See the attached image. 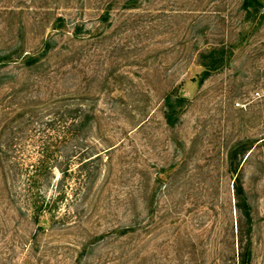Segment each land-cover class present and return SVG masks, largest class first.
Returning a JSON list of instances; mask_svg holds the SVG:
<instances>
[{
    "label": "rangeland",
    "instance_id": "rangeland-1",
    "mask_svg": "<svg viewBox=\"0 0 264 264\" xmlns=\"http://www.w3.org/2000/svg\"><path fill=\"white\" fill-rule=\"evenodd\" d=\"M242 1L0 0V55H10L0 141L18 113L69 95L94 111L99 154L65 225L36 220L0 162V264H226L236 246L228 153L245 138L260 142L244 171L252 264H264V17ZM46 41L55 48L26 65ZM214 47L232 51L229 63L200 84V54ZM170 90L188 99L175 127L164 117ZM30 142L18 145L26 167ZM134 218L137 231L119 237Z\"/></svg>",
    "mask_w": 264,
    "mask_h": 264
},
{
    "label": "trees",
    "instance_id": "trees-1",
    "mask_svg": "<svg viewBox=\"0 0 264 264\" xmlns=\"http://www.w3.org/2000/svg\"><path fill=\"white\" fill-rule=\"evenodd\" d=\"M128 2L130 5L135 4V0ZM242 8L248 14L262 12L261 15L264 17V0H243ZM53 48L54 42L46 41L39 55L26 57V65L36 66ZM231 52L225 47L203 51L200 54V64L204 69L199 75L198 82L203 84L215 71L228 64ZM9 57L10 55H0V64L8 63ZM5 78L6 75L0 73V85L6 82ZM187 100L186 96L175 90L166 93L164 117L168 125L175 127L180 122L182 107ZM95 119V113L91 108L78 102L75 96L66 95L56 100L45 112L38 107H32L28 111L18 113L13 119V124L7 126L10 128L9 139L5 144L0 141V162L4 178L7 183L11 181L12 187L19 190L16 191L19 198H23L32 206L36 220H40V217L47 213L54 224H66L71 202L77 195L74 191L78 187L88 185L90 177L85 172L91 162L99 157L90 143ZM39 134L38 147L35 136ZM23 138L30 139L33 141L30 143L38 148L33 152L36 163L27 167L21 155L23 148L18 146ZM259 143V140L245 138L235 143L228 153V170L234 175L236 229L233 237L236 246L233 252L225 257L226 264L253 262L254 207L245 183L244 164ZM138 224L139 221L134 218L118 232V236L135 233ZM101 238L105 236L96 239ZM91 253L92 248L85 244L80 257H88Z\"/></svg>",
    "mask_w": 264,
    "mask_h": 264
}]
</instances>
